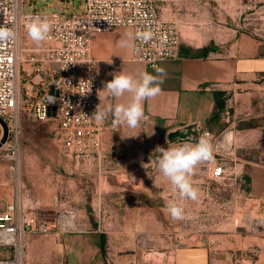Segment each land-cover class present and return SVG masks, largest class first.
I'll use <instances>...</instances> for the list:
<instances>
[{"label": "crops", "instance_id": "obj_1", "mask_svg": "<svg viewBox=\"0 0 264 264\" xmlns=\"http://www.w3.org/2000/svg\"><path fill=\"white\" fill-rule=\"evenodd\" d=\"M68 1L74 5L83 2L60 0L59 5L65 7ZM158 3L161 21L175 25L180 35L181 27L192 28L197 30L200 41L211 40V36L201 28L209 24L205 19V2L159 0ZM128 34H131L130 29L119 28L93 35L91 51L94 57L107 63L104 76L108 81L120 72L137 75L144 71L155 74L157 68L166 70V78L160 85L162 91L145 102V118L139 127L130 129L122 126L105 132L101 151L83 159L59 149L54 139V123L23 119L22 126L27 122L31 127H44V136L51 132V141L37 148V159L30 157L29 154L34 155L30 147L26 149L29 152L22 149L19 187L12 180L8 165L0 163L1 212L16 198L24 212H37L45 220H52L57 209H68L75 213L83 228L60 236H29L24 264H125L130 260L128 256L133 257L134 264H137V241L134 239L137 226L142 224L137 219L143 217L149 218L145 227L148 226L149 233L153 235L159 231L172 233V228L178 233L212 234L206 237L208 239L199 238L192 244L172 240L150 242L153 250L158 251V246L168 250L159 253L163 256L162 264H237L239 252L250 248L259 250V264H264V236L235 234L230 223L222 220L231 213L232 203L238 202L239 173L246 180L247 203L264 201V164L245 162L242 165L237 162V176L210 180L213 161L202 163L191 177L199 199L180 200L175 193H167L163 196L165 205L160 212L157 209L137 210V189L129 182L130 175L149 178L156 183L164 180L157 170L146 177L140 169L144 168L142 164H146L147 159L160 154L155 152L156 147H162L171 133L193 123L216 133L220 124L216 95L220 101L224 98L233 100L234 117L239 121L261 114L258 112L264 110V45L247 34L239 33L234 42L209 51L205 57L180 46L178 59L148 67L131 61V49L119 46ZM129 99L126 94L121 101H113L102 91L100 103L106 108ZM51 127L53 129L49 131ZM124 136L134 137L122 138ZM26 155L35 160L26 161ZM167 184L168 181L165 182ZM170 199H176L185 209L181 231V226L173 227V222L163 225L158 220L157 213L164 215L166 220L171 217L167 211ZM89 214L98 218L101 214L102 221L117 225L118 231L101 232L91 225Z\"/></svg>", "mask_w": 264, "mask_h": 264}, {"label": "built area", "instance_id": "obj_2", "mask_svg": "<svg viewBox=\"0 0 264 264\" xmlns=\"http://www.w3.org/2000/svg\"><path fill=\"white\" fill-rule=\"evenodd\" d=\"M158 2L83 0L75 6L68 1L66 8L44 12L35 9L25 11L24 0H0V25L10 27L16 33L14 40L0 41V120L7 132L0 147V158L12 162L9 170L15 184L19 177L21 120L54 123V139L59 149L83 159L101 151L105 132L117 130L111 118L103 124L90 119L101 102L100 90L108 81L104 76L107 63L92 55L93 35L119 28L130 29L133 37L137 32L151 31L153 37L150 41H135V49L130 50L131 61L154 67L162 61L179 58L181 35L175 25L161 21ZM36 15L48 16L54 25L50 38L40 47L29 38L26 28L28 18ZM49 96L55 101L49 103ZM229 108L226 105L222 112L226 122L229 121ZM187 129L193 133L183 139L166 137L162 147H168L166 140L183 142L192 137L195 143L200 136H207L213 146L210 180L237 176L232 132L215 134L199 123L179 130L185 132ZM3 135L0 123V143ZM2 151L6 153L4 157ZM159 156L151 159L156 160ZM149 162L150 158L146 164ZM154 170L148 167L141 168L140 172L148 177ZM238 178V202L245 213L237 211L238 202H235L231 213L222 220L230 223L235 234L264 236V213L258 218L251 214L255 206L264 211V201L247 203L246 180L242 173ZM77 221L75 213L67 210L57 211L52 220H45L37 212H24L15 198L3 212L0 211V249L10 250L9 256L0 258V264H24L29 236L72 233L77 231ZM258 253L256 248L241 251L236 263L259 264Z\"/></svg>", "mask_w": 264, "mask_h": 264}, {"label": "rangeland", "instance_id": "obj_3", "mask_svg": "<svg viewBox=\"0 0 264 264\" xmlns=\"http://www.w3.org/2000/svg\"><path fill=\"white\" fill-rule=\"evenodd\" d=\"M60 0H24V9L29 11L32 9L38 11L49 12L54 9L66 8L59 5ZM206 3L205 10V19L208 22V25H205L201 28L205 30V33L211 36L210 41H200L198 32L192 28L181 27V41L180 46L184 49H191L195 52L193 54H202V49L209 47L211 50H216L217 48H224L228 46L236 39L239 33L247 34L256 40H258L262 45H264V0H202ZM76 6V5H75ZM196 28V27H195ZM199 28V27H197ZM191 37V40L187 38ZM199 49V50H198ZM223 108L219 111V121L217 132L219 134L222 132H232L234 137V147L236 149V160L238 164L244 165L246 163L254 164H264V110L259 111L260 115L254 117L245 118L242 121L235 119L234 117V102L231 98H224ZM230 106L229 108V121L226 122L225 118H222V112L225 109V106ZM53 127L49 128V131H52ZM42 131H46L44 127L34 126L31 127L26 122L22 126L20 123V133H19V166L22 163V149L26 150L30 147L31 151L34 152V155L30 157L37 159V148L44 144L46 141L50 142L52 136L48 132L46 136L42 135ZM46 134V133H45ZM29 152V150H26ZM5 152H1V155L4 157ZM27 157V158H26ZM26 161L30 160L28 156H25ZM0 163H6L8 167L11 165V161L6 158H0ZM10 171V170H9ZM10 174L12 175L11 171ZM134 179L132 180L131 177ZM129 176V182L133 187L137 189V210H149L157 209L160 212V208H164L165 202L163 196L167 193L173 194L171 185L168 182L167 186L165 182L167 180H158L156 182H151L149 178H141L137 175ZM12 180L15 182V178L12 175ZM19 180V177H18ZM156 181V180H155ZM19 182V181H18ZM142 182V184H141ZM17 183V182H16ZM156 183V184H155ZM19 187L18 183L16 184ZM240 201L237 203V211H242ZM67 210L68 209H57V211ZM91 213V212H90ZM264 211L259 210L256 206L253 208L252 215L254 218H258ZM92 216L89 214V219L92 226L99 229L101 232H117V225H108L106 222L102 221V215ZM158 220L163 225L165 223L173 222V227L181 226L183 228V223L181 220L176 221L171 217L164 218V215L157 213ZM264 216V215H262ZM142 222L137 226V236L135 241H137V264H162L163 256L160 252H168L153 250L151 249L150 242H165L172 240L184 243H194L199 240V238L208 239L212 234L206 233H178L177 230L170 228L169 232L159 231L157 235L150 234L149 227H145V223H148L149 218L137 219ZM78 227L76 230H82V226L77 221ZM172 227V226H171ZM174 231V232H173ZM114 240V239H113ZM158 252V253H157ZM10 255L9 249H0V258H5ZM129 261H126L125 264H134L135 261L133 257L128 256Z\"/></svg>", "mask_w": 264, "mask_h": 264}, {"label": "clouds", "instance_id": "obj_4", "mask_svg": "<svg viewBox=\"0 0 264 264\" xmlns=\"http://www.w3.org/2000/svg\"><path fill=\"white\" fill-rule=\"evenodd\" d=\"M26 28L29 38L37 47H40L50 38L54 25L48 16L36 15L28 18ZM15 36L16 33L12 28L0 25V41H11L15 39ZM152 37L151 31L137 32L134 37L128 34L126 39L119 42V46L134 50L136 40L148 42ZM166 75L164 68H157L155 74L144 71L137 75L124 72L113 75V79L105 82L103 89L100 91H103L106 97L113 101H121L126 94L130 99L127 102L112 103L106 108L101 107L100 103L90 119H93L97 124H103L111 118L112 125L117 128L126 126L135 129L139 127L145 118V102L161 93L162 88L160 85ZM90 90L91 83L89 81ZM54 101L55 98L49 96L48 102ZM127 137L134 136H124L122 138ZM192 141V137L183 142L178 140L173 143L166 140L168 143L167 148L157 146L155 149V152L160 153L159 158L156 160L150 158L149 163L142 164L145 169H148V167L155 168L166 178L173 193L180 200L197 201L199 199L198 189L194 187L191 177L198 165L213 158V146L207 136H200L195 143ZM167 211L173 220L185 219V209L176 199H170L167 202Z\"/></svg>", "mask_w": 264, "mask_h": 264}, {"label": "water", "instance_id": "obj_5", "mask_svg": "<svg viewBox=\"0 0 264 264\" xmlns=\"http://www.w3.org/2000/svg\"><path fill=\"white\" fill-rule=\"evenodd\" d=\"M0 123H1V125L3 126V129H4L3 139H2V141H1V143H0V147H1V144H3V143L5 142V140H6L7 132H6L5 125L2 123L1 120H0ZM192 133H193V132H192L190 129H187L185 132L178 130V131H175V132L171 133V134L168 136V138H169V139H173V138H176V137H177V138L183 139V138H185V137L191 135Z\"/></svg>", "mask_w": 264, "mask_h": 264}, {"label": "trees", "instance_id": "obj_6", "mask_svg": "<svg viewBox=\"0 0 264 264\" xmlns=\"http://www.w3.org/2000/svg\"><path fill=\"white\" fill-rule=\"evenodd\" d=\"M209 51H211V49L209 47H205L202 49L201 55L205 57ZM215 99H216L217 107L221 110L223 108V101H220L217 95L215 96Z\"/></svg>", "mask_w": 264, "mask_h": 264}, {"label": "bare ground", "instance_id": "obj_7", "mask_svg": "<svg viewBox=\"0 0 264 264\" xmlns=\"http://www.w3.org/2000/svg\"><path fill=\"white\" fill-rule=\"evenodd\" d=\"M74 225V224H73Z\"/></svg>", "mask_w": 264, "mask_h": 264}]
</instances>
